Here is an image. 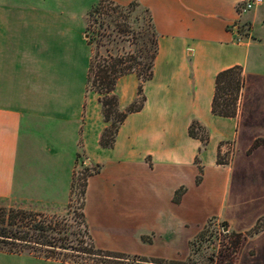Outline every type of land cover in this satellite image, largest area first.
Masks as SVG:
<instances>
[{"label":"crops","instance_id":"0c3cea01","mask_svg":"<svg viewBox=\"0 0 264 264\" xmlns=\"http://www.w3.org/2000/svg\"><path fill=\"white\" fill-rule=\"evenodd\" d=\"M98 1L0 0V202L63 211L82 159L98 166L82 209L98 250L180 261L208 221L248 231L264 216V0L241 13L240 0H110L148 11L156 54L143 105L109 149L98 146L105 123L85 85V14ZM233 66L244 81L237 114L213 116L214 77ZM137 84L133 74L118 78V111ZM191 122L205 129L204 147L188 136ZM255 140L263 142L250 149ZM228 147L229 163L217 165ZM0 264L77 263L0 251ZM232 264H264V229L241 242Z\"/></svg>","mask_w":264,"mask_h":264},{"label":"trees","instance_id":"16d2710c","mask_svg":"<svg viewBox=\"0 0 264 264\" xmlns=\"http://www.w3.org/2000/svg\"><path fill=\"white\" fill-rule=\"evenodd\" d=\"M139 8L145 14L146 28L148 31L145 41L136 47L139 38L131 29L130 13ZM85 32H89L88 44H94L88 61L85 76L86 90L97 95V103L100 107V115L105 123L99 139L98 146L103 149L112 147L115 135L120 124L128 114L138 112L144 102L141 93L142 84L152 76V62L156 54L155 32L152 27L148 11L137 3L130 2L126 6H119L110 0H99L85 15ZM128 36V38H127ZM115 37L121 42H128L132 49L114 52L108 48L113 44ZM103 47L104 54L100 55L98 49ZM133 74L138 80L136 98L122 112L117 109V99L114 95V87L118 78ZM244 81L239 66H233L219 71L214 77V89L210 103V113L213 116L234 118L238 111L240 93ZM188 136L197 139L201 147L208 141L204 128L198 123L191 122L187 130ZM263 141L255 140L250 149L259 146ZM230 154H216V164L226 166L229 163ZM98 172V166L85 167L79 172L73 171L69 195L79 199V217L86 230L83 218V197L88 177ZM201 168L197 167L195 183L200 180ZM179 193H176L173 202H177ZM211 221H208L203 228ZM226 227L224 222L220 223ZM202 228V229H203ZM264 229V216L256 220L254 225L244 233L227 231L231 238L225 264H232L234 256L241 242ZM87 233V231H86ZM88 235V234H87ZM88 244L80 248H72L67 245L65 229L57 221L56 217L45 213L0 206V251L9 254H27L45 259H54L62 262L80 264L74 258L84 256L92 261L91 264H188L186 261L158 260L139 256H129L122 253L101 251L93 247L88 236ZM70 250L76 252V257L62 253Z\"/></svg>","mask_w":264,"mask_h":264},{"label":"rangeland","instance_id":"374dc122","mask_svg":"<svg viewBox=\"0 0 264 264\" xmlns=\"http://www.w3.org/2000/svg\"><path fill=\"white\" fill-rule=\"evenodd\" d=\"M130 23L131 29H133L136 35L139 37L136 41V47H139L140 42H143V40L145 41V37L148 32L146 31L147 28L145 25V14L142 13L139 8L134 9L130 13ZM83 35L84 43L89 49L90 58L91 50L93 49L94 44L92 42L91 44H88L86 40L90 33L85 32V22ZM114 40L115 41L113 42V44L108 46V48L111 49L112 52H114L115 49L119 52L132 49V46H128V42H121L120 38L117 37H115ZM98 52L100 53V55H103L104 48H99ZM226 152L229 155L230 149H227ZM85 167L86 165L83 164L82 159H78L76 161V167L74 171L79 172ZM79 203L80 202L78 197L68 195V203L63 211L57 213H45L48 216L56 217L60 225L63 226V228L65 229V235L67 236V245L72 248H82L89 242L88 235L79 217ZM0 206L17 208L3 202H0ZM227 231L229 230L226 227H222L220 223L214 221L210 222L203 229H201L200 232L188 243V255L185 259L180 261H186V259L189 257L190 261L187 262L188 264H225L227 260L226 256L228 253H230L229 245L231 241V238L228 236ZM117 241L123 242L120 239ZM177 247L178 256L181 253L185 252V246L182 247L180 244H177ZM62 253L72 255L73 257H76L75 255L77 254L76 252L70 250L62 251ZM74 259L78 262H81L80 264H91L92 262L84 256H78Z\"/></svg>","mask_w":264,"mask_h":264},{"label":"built area","instance_id":"2783aa9c","mask_svg":"<svg viewBox=\"0 0 264 264\" xmlns=\"http://www.w3.org/2000/svg\"><path fill=\"white\" fill-rule=\"evenodd\" d=\"M258 4H260V0H240L236 8L241 13L252 9Z\"/></svg>","mask_w":264,"mask_h":264}]
</instances>
